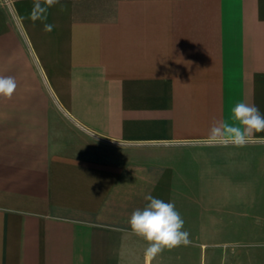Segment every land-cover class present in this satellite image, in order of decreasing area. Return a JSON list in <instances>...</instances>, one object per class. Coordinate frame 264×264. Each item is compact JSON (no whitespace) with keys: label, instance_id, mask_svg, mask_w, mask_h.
I'll use <instances>...</instances> for the list:
<instances>
[{"label":"crops","instance_id":"0c3cea01","mask_svg":"<svg viewBox=\"0 0 264 264\" xmlns=\"http://www.w3.org/2000/svg\"><path fill=\"white\" fill-rule=\"evenodd\" d=\"M33 3L0 0V76L17 84L0 97V264H149L128 224L149 194L184 231L193 202L264 236V132L208 140L236 103L264 115V0H60L50 33Z\"/></svg>","mask_w":264,"mask_h":264},{"label":"clouds","instance_id":"9594fccd","mask_svg":"<svg viewBox=\"0 0 264 264\" xmlns=\"http://www.w3.org/2000/svg\"><path fill=\"white\" fill-rule=\"evenodd\" d=\"M60 0H34L29 18L40 21L46 33L55 25L47 23L48 11ZM63 10V8L61 9ZM17 84L11 76H0V97L11 99ZM229 120L215 121L210 127L208 140L211 145L244 147L256 133L264 132V115L255 105L236 103L230 109ZM148 202L142 209L132 212L128 224L131 232L148 244L144 251L145 260L150 262L164 250H171L191 243L189 233L183 230L184 221L173 203L146 195Z\"/></svg>","mask_w":264,"mask_h":264},{"label":"rangeland","instance_id":"374dc122","mask_svg":"<svg viewBox=\"0 0 264 264\" xmlns=\"http://www.w3.org/2000/svg\"><path fill=\"white\" fill-rule=\"evenodd\" d=\"M208 189H186L187 193L195 199H207L205 191ZM197 202V203H198ZM187 204L186 209V231L189 233L191 243L185 246L186 261L183 264H264V236L258 235L255 237L233 236L230 235L232 213L230 205L226 209L220 211L216 209V205H204L201 209L200 205ZM220 207V205H218ZM203 222V226L213 229L220 228V224L227 233L223 235H208L200 234L199 227ZM217 221V222H216ZM184 246V245H181ZM176 247L175 256L172 257L168 253L169 264L179 261L178 252L180 247ZM181 255V254H180ZM238 255V259L236 256ZM250 255L254 256V262L246 260ZM182 259V257L180 258Z\"/></svg>","mask_w":264,"mask_h":264}]
</instances>
